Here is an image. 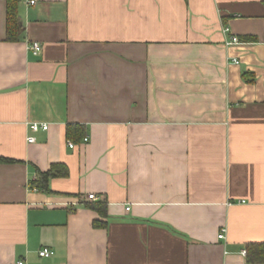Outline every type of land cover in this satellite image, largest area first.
Returning a JSON list of instances; mask_svg holds the SVG:
<instances>
[{
    "label": "crops",
    "instance_id": "1",
    "mask_svg": "<svg viewBox=\"0 0 264 264\" xmlns=\"http://www.w3.org/2000/svg\"><path fill=\"white\" fill-rule=\"evenodd\" d=\"M5 4L0 264H264V0Z\"/></svg>",
    "mask_w": 264,
    "mask_h": 264
},
{
    "label": "trees",
    "instance_id": "2",
    "mask_svg": "<svg viewBox=\"0 0 264 264\" xmlns=\"http://www.w3.org/2000/svg\"><path fill=\"white\" fill-rule=\"evenodd\" d=\"M18 1L19 0H6L5 9V26H6V39L9 41L18 40L20 34L23 30V23L18 15ZM243 79L246 82H253L254 75L250 72L242 73ZM0 160H4L1 159ZM67 175V168L63 164L54 163L46 171H37L36 178L33 180L32 184L38 189H47V182L49 178L55 176H65ZM101 213H104V203H98L94 206ZM102 223L99 222L98 225ZM97 225V224H95ZM245 257L248 262H264V243L259 244H249L245 249Z\"/></svg>",
    "mask_w": 264,
    "mask_h": 264
},
{
    "label": "built area",
    "instance_id": "3",
    "mask_svg": "<svg viewBox=\"0 0 264 264\" xmlns=\"http://www.w3.org/2000/svg\"><path fill=\"white\" fill-rule=\"evenodd\" d=\"M36 1H37V0H27V3H28V4H34ZM223 31H224L227 35H229L228 39L225 41V44H226V45H230V44H233V43H239V42H240L239 38H238L236 35H233V34L230 33L229 28H228L227 26H224V27H223ZM29 49L32 51L33 54L36 55V54L39 53V51H40V49H41V45H40V43H39L38 41H33V42H31V44L29 45ZM30 127H31V130L34 131V132H36V131H38V130H40V129H41V130H46V129L48 128V123L32 122V123L30 124ZM34 139H35V138H34L33 136H29V137H27V141H28V142H33ZM83 140H84V141H87L88 138H87V137H83ZM68 145H69V147H73V146H74V143H73L72 141H68ZM87 198L90 199V200H95V199H96V195H95L94 193H90V194H88ZM126 209L128 210L129 207H126ZM225 231H226L225 227H222V228L219 230V233H218L217 237H218L219 239L224 238V236H225ZM240 252H241V254H243V255H245V253H246L245 249H242ZM52 253H53V251L50 250V249H48V248H43V249H41V250L39 251V255H40V256H50ZM15 264H26V262H25L24 259H19V260L16 261Z\"/></svg>",
    "mask_w": 264,
    "mask_h": 264
}]
</instances>
